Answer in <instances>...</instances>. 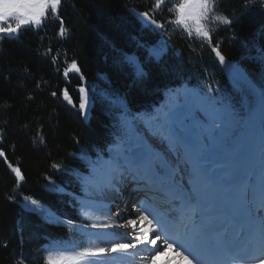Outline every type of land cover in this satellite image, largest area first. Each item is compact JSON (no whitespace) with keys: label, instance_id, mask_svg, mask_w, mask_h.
Here are the masks:
<instances>
[{"label":"trees","instance_id":"16d2710c","mask_svg":"<svg viewBox=\"0 0 264 264\" xmlns=\"http://www.w3.org/2000/svg\"><path fill=\"white\" fill-rule=\"evenodd\" d=\"M217 10L231 23L211 25L210 44L172 24L163 30L144 26L140 11L160 22L174 18L166 7L157 12L154 0H63L64 37L59 21L49 18L40 29H22L18 39L0 42V264H43L58 243L84 245L76 197L91 159L120 136V119L148 113L183 83L220 97L237 113L248 112L250 85H264V0H219ZM217 46L225 64L213 51ZM158 47L162 56L150 59ZM131 55L143 77L125 63ZM73 60L80 72L66 76ZM230 69L246 77V93L230 82ZM80 86L89 93L85 114L79 111ZM65 89L72 104L63 98ZM25 196L54 216L35 210ZM69 219L77 226L71 231Z\"/></svg>","mask_w":264,"mask_h":264},{"label":"snow or ice","instance_id":"6c2138e0","mask_svg":"<svg viewBox=\"0 0 264 264\" xmlns=\"http://www.w3.org/2000/svg\"><path fill=\"white\" fill-rule=\"evenodd\" d=\"M62 3L63 0H0V42L18 39L22 29H40L49 18L59 21L58 35L64 37L67 28L60 16ZM218 4L219 0H154L157 12L166 7L174 18L160 22L149 11L137 15L149 27L163 30L165 23L172 24L189 38L195 34L210 44V26L231 23L217 10ZM5 23L7 26H3ZM163 51V47L152 48L149 58L158 60ZM213 51L225 64L218 46ZM124 61L137 77L145 75L135 55L125 56ZM68 72H80L75 60L64 74ZM236 72L246 80L239 70ZM250 87L246 114L218 103L211 95L185 91L173 94L166 111L147 118L143 136L125 121L109 158L98 157L90 162V175L82 178L83 190L86 195L119 193L120 186L131 180L137 185L135 190L161 193L152 199L164 206L163 211H158L156 204L141 201L135 206V217L127 218L125 225H81L82 229L93 230L83 233L88 244L58 243L46 251L43 264H152L161 252L174 253L167 264H264V85L259 89ZM79 93V111L85 114L89 93L85 86L79 87ZM62 95L69 104L73 103L66 89ZM229 133L243 140L239 148L230 145L231 151L239 155V163L224 164L215 158V149L228 141ZM151 141L164 145V149ZM0 157H5L3 150ZM9 167L17 181L23 180L18 167ZM60 167L52 165L54 169ZM182 174L188 177L186 188L182 179L177 180ZM24 200L41 214L54 216L38 200L29 196ZM80 204L83 216L91 220L92 202L81 200ZM66 223L70 231L77 227L70 219ZM117 227H131L133 233L109 231ZM19 264H24V259Z\"/></svg>","mask_w":264,"mask_h":264},{"label":"bare ground","instance_id":"6f19581e","mask_svg":"<svg viewBox=\"0 0 264 264\" xmlns=\"http://www.w3.org/2000/svg\"><path fill=\"white\" fill-rule=\"evenodd\" d=\"M242 138L239 139L237 141V143L235 144L234 147L239 148L240 146H242L243 142H242ZM152 143L155 144V146L158 149H164V145L159 144L155 141H151ZM236 159V160H235ZM229 160H235V162H237V160L240 161V159H238L236 157V153H233L230 155V157L228 158V160L226 162H229ZM183 180V183L186 184V186H188V177L184 174H182L181 176L177 177V180ZM123 185V184H122ZM121 188V186H120ZM116 196L115 192H109V193H105L104 195H95L92 194L89 196L90 201L93 204V208H92V223L93 222H108V223H113L116 225H125L126 223V219L127 218H131L128 212H123V210L121 209V206H113V204L109 201L112 198H114ZM117 212L120 213L119 216H117ZM139 225H137V229L136 231L138 232L139 230ZM109 231H116L118 233H124L125 231H127L128 233H133V230L131 227H128L127 229L124 227H117L115 229H109ZM118 238H127V237H118ZM101 243V246H104V242H99ZM151 246L149 245L148 248H150ZM146 254V253H144ZM172 257V255H169V253H163L161 252L160 255H157L155 257V259L152 261V264H167V261Z\"/></svg>","mask_w":264,"mask_h":264},{"label":"rangeland","instance_id":"374dc122","mask_svg":"<svg viewBox=\"0 0 264 264\" xmlns=\"http://www.w3.org/2000/svg\"><path fill=\"white\" fill-rule=\"evenodd\" d=\"M139 17V16H138ZM139 19H140V21L142 22V24L144 25V26H147L145 23H144V21L139 17ZM11 23L13 24V25H15V21L13 20V21H11ZM3 26H7V24L5 23ZM229 79H230V82L236 87V88H241V90L240 91H243L244 93H246V91H247V89H246V87H245V85H246V83H245V81L243 80V79H241L240 78V76L237 74V72L234 70V69H230L229 70ZM87 111H88V109H87ZM87 113V112H86ZM124 122L125 121H122L121 122V126L124 124ZM128 123V122H127ZM129 124V123H128ZM143 125V124H142ZM134 130H136V128H137V130H140V134L143 136L144 135V132L142 131V129L140 128V126H131ZM122 130H123V128H122ZM220 146H222V144H220V145H218L217 146V148L215 149V151H217L218 149L220 150L221 149V147ZM216 153V152H215ZM110 154H111V151L109 152V156H110ZM83 193L85 194V191L83 190ZM83 215V214H82ZM83 218L86 220V221H88L89 222V224L90 223H92V221L91 220H88V219H86L84 216H83Z\"/></svg>","mask_w":264,"mask_h":264}]
</instances>
